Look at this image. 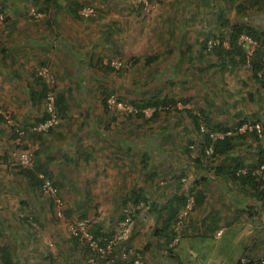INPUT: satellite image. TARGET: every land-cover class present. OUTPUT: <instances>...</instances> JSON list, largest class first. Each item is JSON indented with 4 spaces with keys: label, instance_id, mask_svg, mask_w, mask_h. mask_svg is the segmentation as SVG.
I'll return each instance as SVG.
<instances>
[{
    "label": "rangeland",
    "instance_id": "rangeland-1",
    "mask_svg": "<svg viewBox=\"0 0 264 264\" xmlns=\"http://www.w3.org/2000/svg\"><path fill=\"white\" fill-rule=\"evenodd\" d=\"M78 1L93 6L96 14L87 19L72 18L66 0H57L58 6L50 5L45 13L36 12L31 0H0L7 15L0 24V58L15 57L18 65L14 69L20 75L16 79L19 86L15 101L19 106L14 108L0 98V114L5 118L0 119V244L15 248L14 264H86L72 236L73 229L84 219L88 220L87 228L97 223L102 231L113 232L123 244L136 250H143L145 240L150 241L151 247H158L164 238L153 234L156 217L150 204L137 208L123 199L135 191L149 198L157 196L160 206L176 192L172 175L182 170L186 176L181 191L185 192L196 179L202 185L208 184L203 179L212 172L194 167L183 152L185 144L193 140L196 144L190 146V156H198L206 128L203 126L197 133L187 114L174 110L161 112L153 122L130 119L125 114L132 107L130 101L152 95L187 98L186 107L195 112L203 108L214 121L228 126L243 117L247 123L257 118L260 126L264 125V90L251 78L248 65L215 68L212 63L216 57L198 53L202 48L197 46L203 38L216 40L224 29L219 23L220 15L230 22L264 28V5L246 6L239 14L227 0H151L147 11L139 9L137 0ZM1 45L37 47H6L3 52ZM188 45L190 50L180 55L179 47ZM153 53L159 58L147 66L144 59ZM90 55L105 57V61L113 59L120 69L95 70L89 65ZM134 57L139 60L134 62ZM42 61L49 63L55 89L67 98L69 111L59 119L54 132L44 133L40 141L30 133L29 124L42 114L44 104L32 106L21 87L26 91L35 86L34 77ZM9 68L0 65L2 86L6 85L4 77L9 78ZM101 86L115 90L108 113L101 108ZM182 107L179 103L178 108ZM237 113L239 117L235 116ZM145 114L149 116L151 110ZM11 127L24 132L15 137ZM260 137L264 150V132ZM236 142L234 153L246 162L253 161V150ZM92 150L93 157L85 159L83 153ZM143 152L149 156L147 170L142 169ZM22 153L30 157L31 166L36 158L45 162L54 178L61 181L63 186L57 189L59 208L40 188L34 189L19 178L14 166L24 167L20 162ZM217 177L214 180L218 184L223 179L230 181L222 175ZM230 185L233 186L231 182ZM67 206L73 207L72 216L64 215ZM203 211L201 206L188 212L181 225V238L172 248L183 264H217L208 258L214 252V244L223 248L221 259L225 261L221 264H234L245 244L244 239L236 242L245 237L242 223H249L250 233L257 237L259 233L252 226L259 232V223L264 225V218L250 222L245 214H239L236 226L230 224L218 238L208 233L193 238L182 236L187 219L194 215L198 222ZM123 213L130 218L126 225L122 224ZM82 215L84 219L80 218ZM24 217H28V222L23 221ZM199 227L193 226L192 231L197 233ZM261 231L264 233V226ZM258 239L264 248V240ZM161 249L153 252L159 255ZM246 251L240 256L248 254ZM170 257L168 254V260Z\"/></svg>",
    "mask_w": 264,
    "mask_h": 264
},
{
    "label": "trees",
    "instance_id": "trees-1",
    "mask_svg": "<svg viewBox=\"0 0 264 264\" xmlns=\"http://www.w3.org/2000/svg\"><path fill=\"white\" fill-rule=\"evenodd\" d=\"M227 2L239 14L245 10L246 6L264 5V0H227ZM31 3L36 6V12L40 13H45L50 5L58 6L57 0H31ZM66 4L67 11L69 15L72 16V18H82L79 14V11L82 7L86 6L84 3H80L78 0H66ZM138 7L139 9H142L143 4L138 2ZM0 13L3 15V22L7 19V15L3 11V5H0ZM219 19V23L221 26H224V29L218 32L215 41H210L207 38H203L201 41H199L197 46H201L202 50H200L198 53H212L216 57V62L212 63V66L222 70L235 69L242 65H248L251 78L258 84L260 89L264 90V28L254 27L249 23H243L239 21L230 22L228 18H223L222 15H220ZM241 34L249 35L253 40L256 41V46L250 56L247 55L245 46L239 42V37ZM190 47L191 45H188L184 48L179 47L180 55H184L186 50H190ZM2 50L4 51V49ZM114 51L119 53L117 48H114ZM158 58L159 55L153 53L150 55V57L144 59V63L148 66ZM89 60V65H92V68L95 70L99 69L102 72H111L116 71L115 69H120L118 65L113 64L114 60L110 58L106 59L105 61V57L98 56L95 58V55H90ZM138 60L139 59L136 57L133 59L134 62ZM40 64H42V66L48 67L50 71V66L47 62L42 61ZM50 73L53 74L51 71ZM53 83L54 82L51 83L47 79L38 75L37 71V74L34 77L35 86H29L28 96L30 97L31 103L38 107L42 102L45 104L47 92L49 90L52 91L54 93L55 113L56 116L61 120L68 114V100L63 92L56 91ZM114 94V89L102 86L100 87V104L103 112L108 113L110 111L112 105L109 103V100ZM188 102L189 99L187 98L181 99L168 97L166 95H152L146 99L130 101L132 107L129 111H125V114L130 119L135 117L141 119V122H153L157 120L161 112L171 113V111L174 110L177 113H186L197 133L201 132L203 126L206 128V131L203 134V141H201L199 144L200 148L197 157L192 159L190 156V146L196 144L193 143V140H189L183 149V152L186 154V156L191 159L194 167L207 169L209 173L212 172L211 175H206L205 179L203 180L213 181L215 176L225 175L224 177L236 182L237 185L251 188L257 197L264 195V171L261 169V166L264 164V150L259 143L261 140V135L258 134L257 130L253 128L251 130L245 129L243 132H239V128L242 127L243 124L247 123L244 117L243 119L236 121L232 126H228L224 122L214 121L203 108H199L198 112H195L191 108L186 107ZM179 103L182 104V108H178ZM147 109L151 110V114L149 116H146L145 114ZM239 115L240 113H237L235 116L239 117ZM48 118L49 114L45 110L44 105V111L42 114L39 117H36L33 123L29 124L31 126L30 133L35 134V136L37 135L40 141L44 133L48 135L54 132L55 126L48 127L46 131H37L34 129L39 123L45 122ZM0 119L5 120L1 114ZM251 123H259V120L256 118L254 121H251ZM163 128L167 130L166 126H163ZM186 130L187 129L185 128V131ZM12 131L15 134V137L20 136L24 132L22 129L15 127L12 128ZM228 131H230V133H228ZM263 132L264 125L261 126V134ZM218 133L223 134L222 137H216V134ZM59 136L63 137V135L60 133ZM238 140L241 145H245V147L252 149L256 154V157L253 161L246 162L243 156L234 153L235 147L237 145L236 141ZM120 143L121 145L124 144L122 138H120ZM127 145L130 146V144ZM93 152L94 151L92 150L90 152L86 151L83 153L85 155V159L89 160L92 158ZM205 158H208V160L205 161ZM141 162L142 169L147 170L149 156L145 152H143ZM14 169L18 173L19 178L34 189L40 188L41 190V185L44 178H47L51 185L56 189L63 186L61 181H59L57 178H54L53 172L51 169H49L47 164L45 162H41L37 158L31 167L14 166ZM39 174H42L43 177L40 178ZM150 176L153 177L154 173ZM185 176L186 173L183 170L177 171L172 175L176 185V192H174L173 195L165 200L160 206L158 201H150L148 197L144 196L143 194L136 193L135 191L130 193L127 199H123L124 202L130 200L134 206H138L141 202L144 205L151 202L150 209L156 215L157 223H159L153 227V234L165 238L167 252H172V249L168 248V243L175 234L172 223L177 220L180 211L186 207L190 200L192 202L191 208L188 212L200 208L205 198L202 188L203 185L198 179L194 180L192 185L188 187L185 192L181 191V188L184 186L183 179ZM209 177L210 179H208ZM63 212L66 217L72 216L73 207L67 206ZM80 218L84 219L85 215H82ZM124 219L125 216L123 213L121 215V220ZM23 221L28 222V217H24ZM29 225L31 224L29 223ZM87 232L94 239H100L101 242L103 238L111 239L114 236L113 232L102 231L99 224L97 223H92L87 228ZM72 236L76 241L75 246L78 245L80 247L82 251V257L86 262L87 258L90 257L88 245L80 244L78 240L81 236L80 232H77ZM23 238L24 237L21 236L20 240ZM136 252L142 255V251L137 250ZM116 254L117 249L110 256L113 257ZM245 255V257L249 259L252 264H264V257L253 256L249 253ZM14 256V247L10 246L8 243L0 244V261L2 264H14ZM240 257L238 258L236 264H239ZM117 263L120 264L119 261H117Z\"/></svg>",
    "mask_w": 264,
    "mask_h": 264
},
{
    "label": "crops",
    "instance_id": "crops-1",
    "mask_svg": "<svg viewBox=\"0 0 264 264\" xmlns=\"http://www.w3.org/2000/svg\"><path fill=\"white\" fill-rule=\"evenodd\" d=\"M28 46L34 48L37 47V45H1V51H3L2 49H4L5 51L6 47H9L11 49H13V47H16L18 49H26L28 48ZM19 64H21V62ZM0 65L2 66L6 65L10 67L9 69H7L9 72L8 73L9 78L4 77V81H5L4 83L6 85L2 86L0 83V98H2V101H5V103H8L9 101L11 103L9 104L15 108L16 106H19L15 102L16 98L18 97V86H19V84L16 83V79H17V75H19V71L14 69L16 65H18L16 64V58L11 56L9 58H6L5 60L3 58H0ZM1 76L3 77V75ZM22 88L24 93L28 95L29 87L26 89V91L24 90V87H21V89ZM30 104L34 106L31 102ZM20 113L22 114V111ZM22 118L23 120L27 119V117L26 116L24 117V115ZM22 118H20V120H22ZM216 181H217L216 179L213 181H206L208 184L206 185L204 184L202 186L203 194L205 198L202 204V208L204 209V211L202 218L200 219L201 222L200 220L198 222H195L196 216L194 215L190 216L187 219L186 227L184 228L182 236H185L187 238H193L196 235L200 234L202 236L208 233L212 237L218 238L224 234L227 226H229L230 224L236 226V220L238 218L237 215L239 214L242 215L245 214L250 222L252 220H259L260 222V217L264 218V195H262L261 197H257L256 194L253 193V190L251 188L246 186L241 187L240 185H237L236 182H233L231 180L227 181V179H223L222 181L224 184L222 182L221 184H218ZM230 182L233 184V186L230 185ZM229 186H232L234 188L232 187L229 188ZM149 200L154 202L159 201L158 197L155 195L150 197ZM153 224L154 226L156 224H159L157 223L156 218L155 221H153ZM193 226L196 228L197 226H200L197 230V233L192 231ZM263 226L264 225L262 224V222L259 223V227H258L259 232L257 230V227H255L254 225L252 227L253 229L256 230L257 233H259L258 237L264 240V235H263L264 233L261 231V228ZM240 227L242 230L246 229L245 231L246 233H244L245 237H242V239H237L236 242H239L244 239L243 242H245V244L240 254L235 257L234 264H236L237 259L243 253L244 249L248 250L249 252L248 251L246 252L253 256L259 257L260 255H264V248L260 246V243L263 244V242H261V240L258 239L256 233L254 234L250 233V224L247 222H243L242 226ZM135 230L138 231L136 228ZM219 230H221L222 233L219 236H216V233ZM237 231H239V229ZM130 241H131V236H129V242ZM165 242L166 240L164 238L162 239L160 246L157 247L152 245L151 247L150 241L145 240L144 246L142 248L143 250L140 249V251H142V256L144 258L145 264H165L164 262H166V264H171V260H173V264H183V261L180 258V256L177 254V252L176 253L175 251L166 252L167 250H166ZM161 247L162 249L160 250L159 255L157 254V252H153V249H156L157 251L158 248ZM212 249L214 250V252L210 256H208L209 260L215 261L217 264L223 263L225 261L224 259H221L222 258L221 253L223 252V248H221L217 244H214ZM152 253L155 255H152ZM168 254H171L170 260H168L167 258ZM209 260L208 262H210Z\"/></svg>",
    "mask_w": 264,
    "mask_h": 264
},
{
    "label": "built area",
    "instance_id": "built-area-1",
    "mask_svg": "<svg viewBox=\"0 0 264 264\" xmlns=\"http://www.w3.org/2000/svg\"><path fill=\"white\" fill-rule=\"evenodd\" d=\"M143 4L142 11L149 10L150 1L151 0H137ZM33 11V10H32ZM96 9L91 5H86L82 7L79 11V14L82 18L86 19L90 16L95 15ZM3 15L0 13V23L2 22ZM239 42L242 43L245 48L247 55L250 56L253 52L256 41L253 40L249 35L241 34L239 37ZM113 64L118 65L119 63L113 62ZM38 75L42 76L43 78L47 79L51 83L53 82V76L49 71L48 67L42 66L38 69ZM45 110L49 114V118L42 123H39L34 129L37 131H46L48 127H52L58 124L59 118L56 116L55 107H54V93L52 91H48L45 97ZM255 128L258 134L261 135V126L259 123H245L242 127L239 128V132H243L245 129L251 130ZM230 133V131H228ZM227 133V134H228ZM223 134L218 133L216 137H222ZM20 162L24 167H31L30 157L26 153H22L20 155ZM261 169L264 171V164L261 166ZM258 173V171H257ZM39 177H43L42 174H39ZM41 191L45 194H48L54 201V204L59 208L61 205V198L57 192V189L54 188L50 181L47 178H44L43 183L41 185ZM191 200L188 202L186 207L180 211L177 220L173 223V231L175 234L173 238L168 243V248H173L176 246L181 238V225L185 220L188 211L191 208ZM143 203H140L137 208L142 207ZM130 218L128 216L125 217L122 224H128ZM87 222L88 220H81L77 226L73 229L72 235H75L77 232L81 233L79 237V242L82 245H88L90 250V257L87 258L86 264H145L143 256L137 253L134 247H131L128 244H123V241L120 239V236L114 235L111 239L103 238L102 242L100 239H94L88 232H87ZM222 233L219 230L216 235L219 236ZM117 249V254L115 256H110L115 250ZM246 255H242L240 257L239 264H252L249 259L245 257Z\"/></svg>",
    "mask_w": 264,
    "mask_h": 264
}]
</instances>
